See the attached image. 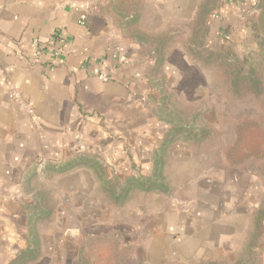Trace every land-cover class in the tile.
Masks as SVG:
<instances>
[{
  "label": "crops",
  "instance_id": "obj_1",
  "mask_svg": "<svg viewBox=\"0 0 264 264\" xmlns=\"http://www.w3.org/2000/svg\"><path fill=\"white\" fill-rule=\"evenodd\" d=\"M218 1L205 42L219 40L221 27L246 36L254 0ZM202 2L150 0L160 22L145 29L188 26ZM162 43L126 32L110 0H0V264H223L243 250L241 229H223L211 195L223 169L216 162L181 164L179 196L140 190L119 209L96 195L102 177L155 178L162 152L190 146L180 131L199 132L172 118L167 98L195 105L210 81L185 46ZM6 81L32 115L8 98Z\"/></svg>",
  "mask_w": 264,
  "mask_h": 264
},
{
  "label": "rangeland",
  "instance_id": "obj_2",
  "mask_svg": "<svg viewBox=\"0 0 264 264\" xmlns=\"http://www.w3.org/2000/svg\"><path fill=\"white\" fill-rule=\"evenodd\" d=\"M110 2L116 22L125 24L126 32L146 44L153 42L162 47L165 39L182 44L190 59L210 81L204 99L195 105H187L175 92L169 94L167 99L172 103V118L197 123L202 130L198 134L190 129L180 131L189 139L190 146L176 143L173 152L168 148L166 153H161L162 166L156 177L162 186L149 191L179 196L184 193L180 185L185 177L181 164L216 162V167L223 169L221 173L216 171L221 181L214 189L212 187L211 195L216 197L220 218L228 221L223 229H241L242 233L234 236L240 240L239 245L244 236V248L237 256L232 255L234 251L231 249L234 248H230L236 242L231 239L227 244L231 251L223 264H261L264 252V0H254L252 10L255 16L251 19L247 15L246 22L243 21L242 29L247 31L246 36L232 39L221 27L219 40L210 38L205 44V29L198 20L188 26L180 21L168 22L165 28L162 25L160 30L147 32L144 24L149 23L155 29L160 22V18L149 15L150 0ZM218 3V0H203L199 14L215 9ZM251 68L253 73L247 78L258 79L256 85L258 89L260 87V93H251L247 79L235 86L239 88L235 92L230 86L228 74L239 72L237 76L241 77ZM250 121L256 123L250 124ZM125 178L105 182L102 177L103 183L100 180L102 186L96 188V195L103 203L106 196L108 204L122 207L140 191L134 184L124 185ZM43 197L48 198L47 194ZM118 208L113 210L114 217L122 215H118L121 211ZM123 211L124 216V208ZM114 241L110 242L111 252L116 256L117 241Z\"/></svg>",
  "mask_w": 264,
  "mask_h": 264
},
{
  "label": "trees",
  "instance_id": "obj_3",
  "mask_svg": "<svg viewBox=\"0 0 264 264\" xmlns=\"http://www.w3.org/2000/svg\"><path fill=\"white\" fill-rule=\"evenodd\" d=\"M208 12L209 11H205V10L202 11V13H200V14L198 12L197 16L194 19V21L198 20L199 22H201L200 24L204 27V29H205V25H206L205 21H206ZM205 35H206V29H205ZM203 43L204 44L206 43L205 40L203 41ZM157 47H158V49L161 48L160 45H158V44H157ZM156 60H157V62H159L161 60V57L160 56H157ZM251 73H253V69L252 68L248 71V73H245V75H243L241 77H238L237 76V74H239V72L237 74H235L233 71H231L228 74L230 86L233 87V89L235 90V92H237L239 90V88H237L235 86L239 85V83L241 81H243V79L244 80L247 79L249 81V84L251 85V87H249L252 90L251 93H257V94L260 93V87L258 89L257 88L258 85H256L258 83V79L257 78H250V79L247 78V77H249V75H251ZM254 123H256V122L255 121H250V124H254ZM178 129H180V128H178ZM201 130H202V128H199V131H201ZM155 172L156 173L158 172V168L155 169ZM156 173L154 174L155 175V178L132 179L133 180V183L132 184H134L135 186H137L138 189L145 190V191H149V190L156 189L157 187H161L162 184L160 183L159 180H157L158 177H156Z\"/></svg>",
  "mask_w": 264,
  "mask_h": 264
},
{
  "label": "built area",
  "instance_id": "obj_4",
  "mask_svg": "<svg viewBox=\"0 0 264 264\" xmlns=\"http://www.w3.org/2000/svg\"><path fill=\"white\" fill-rule=\"evenodd\" d=\"M85 19V15H81L79 22L82 24L84 23ZM42 51L43 50H41V52ZM51 51L55 56L59 53L58 48H51ZM100 78L105 79L103 75H100ZM5 84L8 98L15 104L19 105L22 109H24L29 115H32L34 112L33 106L29 101L25 99V97L19 91L18 87L11 81H6Z\"/></svg>",
  "mask_w": 264,
  "mask_h": 264
}]
</instances>
